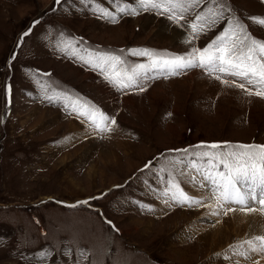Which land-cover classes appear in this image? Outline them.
Masks as SVG:
<instances>
[{"label": "rangeland", "instance_id": "1", "mask_svg": "<svg viewBox=\"0 0 264 264\" xmlns=\"http://www.w3.org/2000/svg\"><path fill=\"white\" fill-rule=\"evenodd\" d=\"M155 2L163 6L0 0V264H264L255 239L264 232L232 231L215 248L198 233L249 212L216 199L204 153L264 145V96L234 85L264 88L201 67L149 69L122 88L109 64L93 66L101 53L121 57L116 71L150 63L134 49L187 56L235 21L264 41L254 20L264 18V0ZM212 12L222 13L215 23ZM96 110L97 123L99 113L108 118L104 130L83 114ZM174 183L191 203L172 198ZM213 203L208 217L199 212ZM249 206L264 220L258 198Z\"/></svg>", "mask_w": 264, "mask_h": 264}, {"label": "snow or ice", "instance_id": "2", "mask_svg": "<svg viewBox=\"0 0 264 264\" xmlns=\"http://www.w3.org/2000/svg\"><path fill=\"white\" fill-rule=\"evenodd\" d=\"M169 3L172 0H168ZM196 2V0H193ZM142 6H151L153 8L162 7L155 0H140ZM121 11H126L121 8ZM135 12V9H132ZM211 11V10H210ZM222 15L220 12H212V19L209 23H215L216 18ZM198 21L205 19L203 16H197ZM255 22L264 25V18H254ZM197 25L192 24L195 30ZM27 35V33H25ZM133 55L148 56L150 63L136 64L131 71H116L117 65H123L124 61L120 56L101 53L99 62L93 64L94 67H101L102 64H109L110 70L108 75L114 78L122 88H130L136 84V79L142 73L149 69H164L171 74H177L178 70L192 67H201L207 69L210 73L219 72L233 77H239L249 84H255L257 87L264 88V41L251 38L246 32L244 26L239 22H230L228 27L208 45L200 49H192L187 56H174L170 59L164 55L153 53L148 49L132 50ZM83 59V57H81ZM92 63L93 61H89ZM219 79V76L217 77ZM225 84L227 80L223 81ZM234 86L245 90L247 94L264 96V91L253 93L250 89L245 88L244 83L235 84ZM143 90V89H141ZM85 111L94 123H97V112ZM108 118L99 113V123L101 130L106 125L103 124ZM112 123H115L112 120ZM207 147L219 149L221 145L212 144ZM226 152H206L205 156L210 157L209 164L211 169L205 174V179L209 180L216 186V199L225 202L238 203L247 208V211H255L250 207L252 201L261 205V211H264V145L257 144H236L229 145ZM216 161V163H212ZM220 165H223V171H219ZM172 198L178 203H191L193 198L184 193L178 184H173ZM242 189H244L242 191ZM259 190V193L257 192ZM80 203H87L81 201ZM256 240L264 243V236L256 237ZM246 243L251 244L252 241Z\"/></svg>", "mask_w": 264, "mask_h": 264}, {"label": "bare ground", "instance_id": "3", "mask_svg": "<svg viewBox=\"0 0 264 264\" xmlns=\"http://www.w3.org/2000/svg\"><path fill=\"white\" fill-rule=\"evenodd\" d=\"M181 37H183V38H182V41L180 42V45L183 44L182 46H189L191 41H190V39L187 38V35L186 36L182 35ZM80 122L81 121L73 120L72 125L74 127H78L80 125ZM194 167H196V166H194ZM194 170H196V169L194 168ZM194 170L189 169V174L191 176H193L194 178H198V175L196 174V171H194ZM193 189H195L194 191H192L193 194H196L199 190H201V188L200 189L193 188ZM242 191H243V189H242ZM197 194L201 198L203 197L202 195H204L201 192H199ZM208 196H210V195H207V197ZM174 202L175 201L168 198L166 206H168ZM196 203H198V202H196ZM230 204H232V206H233V204H237V203L230 202ZM259 206L261 207L260 204H259ZM259 206H258V211H259ZM212 207H213V209H212ZM214 207H216L215 203L209 204V205H207V207L203 208V210H200L199 212H201L203 214L205 213V215H206L207 212H210L211 210L213 211ZM234 207H232V209ZM235 213H237L236 215L241 216L240 222L236 221ZM221 222L219 223V221H216V223L213 224L211 227H208V229H205V230L203 229V230L199 231L198 233H199V237H200V242H202L203 244L208 245L210 247H214V248L216 246L222 247L229 241V239H230L229 234L232 233V231H239V232H241V234H248L250 236L253 235V233H255V232H257V233L264 232V220L261 219L260 213H257L255 211H253V212L237 211L236 212L235 210H233ZM239 225H241V227L234 228L235 226H239ZM244 226H245V229L243 228ZM253 236H255V235H253ZM256 244H257V247H258V245L260 246L258 241ZM253 245H252V247H253ZM260 262H264V257L260 259Z\"/></svg>", "mask_w": 264, "mask_h": 264}]
</instances>
